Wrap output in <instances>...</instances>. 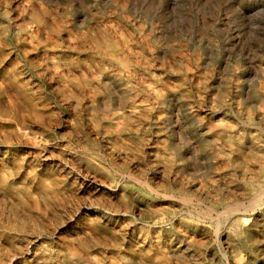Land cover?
I'll return each instance as SVG.
<instances>
[{"label":"rangeland","instance_id":"1","mask_svg":"<svg viewBox=\"0 0 264 264\" xmlns=\"http://www.w3.org/2000/svg\"><path fill=\"white\" fill-rule=\"evenodd\" d=\"M262 99L264 0H0V264H264Z\"/></svg>","mask_w":264,"mask_h":264},{"label":"bare ground","instance_id":"2","mask_svg":"<svg viewBox=\"0 0 264 264\" xmlns=\"http://www.w3.org/2000/svg\"><path fill=\"white\" fill-rule=\"evenodd\" d=\"M14 84L18 85V81L14 78ZM19 90H22V86L18 85ZM23 91V90H22ZM21 91V92H22ZM262 104H261V109L264 110V99L261 100ZM11 107L13 109H11L8 112L7 117L11 120L12 124L14 125V132L15 130H17L18 132L27 134V132L25 130L22 129V125L26 123L27 119L30 117L28 114L25 113H19L18 110L15 109V107L13 106V104H11ZM264 113V112H263ZM19 116L22 118V123L18 122L19 121ZM237 150V149H235ZM238 155H242L243 153L240 151V149L237 150ZM46 157L44 156V159ZM88 161V160H87ZM45 166L48 167V170L52 169H56V170H62L61 165L59 164H48V162L45 163ZM88 210H92V207H88ZM241 218L238 217L234 220V222L232 223V227H233V231H234V235L237 236L239 238L240 241H246V240H250L251 239V230H247V231H240L239 230V223L241 222ZM253 219L252 223H250L249 225L248 222H246V225L249 226V228H253L257 221ZM170 218H165L163 220L162 223H160V226L162 227H156L154 229L153 236L150 238H147V235L143 238L144 240H141L142 242H146L150 244V246L152 248H155L157 251H162L165 256H171L173 258H180V253L182 252L181 249H183V244L186 242V237L187 236H183V233H180L178 231H180L179 228L183 229V222H179V228L177 229H171V228H167L164 229L163 227L165 225H168L170 223ZM158 223V222H157ZM194 228V227H192ZM132 233V232H131ZM194 235V234H193ZM220 235H224V238H228L229 234H222L221 232L218 231V239ZM189 237H191L192 235H188ZM139 237H142V235H139ZM141 239V238H140ZM138 243V242H137ZM243 261V259L240 258L239 262L241 263Z\"/></svg>","mask_w":264,"mask_h":264}]
</instances>
